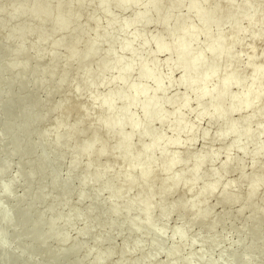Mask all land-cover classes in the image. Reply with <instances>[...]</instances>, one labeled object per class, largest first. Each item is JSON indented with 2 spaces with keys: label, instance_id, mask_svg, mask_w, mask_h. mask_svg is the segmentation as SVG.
Instances as JSON below:
<instances>
[{
  "label": "bare ground",
  "instance_id": "6f19581e",
  "mask_svg": "<svg viewBox=\"0 0 264 264\" xmlns=\"http://www.w3.org/2000/svg\"><path fill=\"white\" fill-rule=\"evenodd\" d=\"M0 128V264H264V0H0Z\"/></svg>",
  "mask_w": 264,
  "mask_h": 264
},
{
  "label": "rangeland",
  "instance_id": "374dc122",
  "mask_svg": "<svg viewBox=\"0 0 264 264\" xmlns=\"http://www.w3.org/2000/svg\"><path fill=\"white\" fill-rule=\"evenodd\" d=\"M86 11H90V9H88V8H86ZM116 13H118V12H116ZM86 15V14H85ZM85 15H84V17H83V20H84V18H85ZM132 15V12L130 11V12H128L125 16H127V17H130ZM14 23H12V25H13ZM157 31H161V29L160 28H158V27H156V26H150L148 29H147V32H148V34L149 35H152V34H155ZM90 35H93V29H92V31H90ZM35 41V38L34 37H32L31 38V40H29V43L30 44H32L33 42ZM167 57V55L166 54H161L160 56H159V60L160 61H163V60H165V58ZM166 70H164V72H165ZM180 74H181V72L180 71H177L176 73H175V77L174 78H178L179 76H180ZM79 86H80V84H81V80H77V82H76ZM108 92V89L107 88H103V89H101V93H103V94H106ZM171 93L172 94H174V95H180L181 93H183V89L182 88H174L173 90H171ZM55 100H57V99H55ZM83 103H85V102H83ZM196 114V113H195ZM193 116H194V114H192V115H190V118H193ZM78 118V113L77 112H74V113H72L71 114V120L72 121H75L76 119ZM52 125H53V123H48L47 125H46V127H48V128H51L52 127ZM201 125H202V128H206L207 127V122L206 121H203L202 123H201ZM157 130H159V127L158 126H156L155 127V131H157ZM0 132H1V128H0ZM169 135V134H168ZM204 145H205V143H204V141L201 139V138H199L198 139V141L196 142V144H195V146H194V148L196 149V150H202V148L204 147ZM215 150H217V151H219V150H221V145L219 144V143H215L214 144V147H213ZM222 158H223V155H220V157L218 158V160L216 161V165H218L221 161H222ZM245 166H246V170H249V168H250V163H249V161L248 160H246L245 161ZM13 172H15V169H13ZM235 178H237V172H233V173H231V174H229L228 176H227V179H235ZM157 186L160 184V182H159V180H157L156 181V183H155ZM22 191H23V187H19L18 188V193L19 194H21L22 193ZM262 195H264V190H263V193H262ZM238 208V205H236V206H234L233 207V210H236ZM222 210V208H221V206H217V209L215 210L216 212H220ZM175 221H176V223H175ZM178 223V221H177V219H176V217L175 218H173L172 219V221H171V225H175V224H177ZM81 224V225H80ZM76 225H77V227H76ZM83 225V223H81V222H77V223H75V226H74V229L72 230V232H71V236H72V238H75L76 237V230L77 229H79V228H81V226ZM242 226V222L241 221H236L235 222V228L236 229H240V227ZM76 228V229H75ZM231 236V241H232V239L233 240H235V238H236V235L233 233V236H232V234H230ZM86 244H88V245H90V244H92L91 242V239H87L86 241ZM121 242V240L120 239H118L117 241H116V243H120ZM106 246H103V248H105ZM226 249H229V243H227V244H225V246H224V250H226ZM117 257L118 256H115V259L114 260H116L117 259Z\"/></svg>",
  "mask_w": 264,
  "mask_h": 264
}]
</instances>
